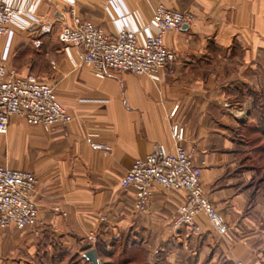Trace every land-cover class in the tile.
<instances>
[{"label": "crops", "instance_id": "obj_1", "mask_svg": "<svg viewBox=\"0 0 264 264\" xmlns=\"http://www.w3.org/2000/svg\"><path fill=\"white\" fill-rule=\"evenodd\" d=\"M5 1L25 9L33 4L35 12L0 39V62L15 76L35 75L51 85L72 117L51 131L15 117L0 134V166L31 172L39 181L33 201L47 226L37 236L78 243L96 234L108 243L127 233L137 247L162 254L165 264H264V209L256 205L246 213V185L254 175L237 164V129L254 116L249 95L264 96V0ZM160 6L194 21L165 37L176 58L156 80L113 70L98 78L80 52L58 40L75 18L111 37L128 31L142 39L154 32L150 21ZM175 126L184 130L181 144L173 137ZM92 143L111 151L104 155ZM179 145L203 167V185L234 230L232 246L224 245L204 214L199 235L174 229L186 192L158 190L140 212L134 189L121 188L136 160L156 147L173 152ZM15 237L24 235L10 229L4 239Z\"/></svg>", "mask_w": 264, "mask_h": 264}, {"label": "built area", "instance_id": "obj_2", "mask_svg": "<svg viewBox=\"0 0 264 264\" xmlns=\"http://www.w3.org/2000/svg\"><path fill=\"white\" fill-rule=\"evenodd\" d=\"M34 12L33 4L25 9L0 0V39L10 34L11 26L18 19L25 15L32 16ZM192 22L190 14L160 6L150 21L154 32L147 33L142 39L128 31L111 37L101 29L75 18V26L63 29L58 40L80 52L84 64L91 67L98 78H104L107 71L113 70L156 80L176 58L174 52L165 46V37ZM50 31L46 29L44 33ZM35 46L40 47L41 42L35 41ZM15 117L31 126L43 127L46 131L66 126L72 121L51 85L40 81L35 75L15 76L0 62L1 135L7 134ZM173 137L181 144L185 139L184 130L175 126ZM91 146L104 155L111 151L104 144L92 143ZM202 176L203 167L197 165L193 153L182 146H177L173 152L156 147L147 157L134 162L120 186L122 189H134L136 209L140 212L147 210L158 190L184 191L187 201L176 211L172 223L174 229L199 234L202 227L198 217L204 214L218 235L231 240L230 230L204 193ZM38 185L37 177L31 172L0 167V232L10 228L22 231L40 223L39 211L33 201Z\"/></svg>", "mask_w": 264, "mask_h": 264}, {"label": "rangeland", "instance_id": "obj_3", "mask_svg": "<svg viewBox=\"0 0 264 264\" xmlns=\"http://www.w3.org/2000/svg\"><path fill=\"white\" fill-rule=\"evenodd\" d=\"M21 68L23 69L24 67L22 66ZM249 96L251 97L252 113L254 116L250 124L245 127H241V139H243L244 142H247V146L241 145L242 151L239 156L240 160H238L237 164L238 167H245V170L250 169L248 170V172L250 171V173L252 172L254 175L253 179L246 185L249 189L246 199L248 201V212L246 213H249V211L253 212V209L256 205L257 210L263 213L264 208L262 207V203H264V136L262 134H264V125L263 123L259 122L261 112L255 105V96L258 98H262L264 96H260L258 92H254L253 94L251 93ZM240 115H243V111L240 112ZM255 127L258 128L259 132ZM237 139L239 140L238 136ZM206 186L203 185L204 193L212 203V193L210 191V187H208V185ZM212 205L215 208L216 212L223 218L226 226L230 230V233L232 235L231 240L224 239L219 235L224 245L230 247L236 241L234 230L229 226L225 217L217 210L213 203ZM46 226L47 224L44 223V221H40L37 226L30 227L26 231H19L15 229L16 235L19 236L23 234L24 238L15 237L12 240L9 239L8 241H6L4 237L10 231V229L13 228L1 231L0 264H84L82 262L84 254L89 251L91 246L98 245L100 241L96 234H89L83 242L78 241V243H74L65 237H58L53 234H46L42 238L41 236H37L39 235L40 231L43 230ZM126 235L127 233L122 234L120 236V239L116 241L118 242L116 245H113V238H109L108 243L102 244L105 247L103 249L104 251L101 248L99 249L97 247V256L99 258V261L101 260L100 264H165L162 254L154 255L148 253V251L140 248L139 246H131L126 248V251L123 250L122 244L128 239ZM114 246L117 247L116 250V247ZM113 251H115L116 254L110 257L109 254H111Z\"/></svg>", "mask_w": 264, "mask_h": 264}, {"label": "trees", "instance_id": "obj_4", "mask_svg": "<svg viewBox=\"0 0 264 264\" xmlns=\"http://www.w3.org/2000/svg\"><path fill=\"white\" fill-rule=\"evenodd\" d=\"M263 100H264V97H256L255 96V105L257 106V108H258V110L261 112V117H259V122L260 123H263V125H264V103H263ZM261 118V119H260ZM262 125V124H261ZM256 128V127H255ZM253 130V129H252ZM256 130L258 131V128H256ZM256 131V132H257ZM241 132H242V128H240V129H238L237 130V136L239 137V140H238V144L241 146H247L246 144H247V142H244L243 141V139H241ZM255 132V131H254ZM259 132V131H258ZM264 133V132H263ZM263 136H264V134H262ZM249 143H251V142H249ZM248 143V144H249ZM253 143H254V141H253ZM118 242H114L113 243V245H116ZM103 243L102 242H100L99 241V244L97 245V247L100 249H104L105 247H104V245H102ZM122 246H123V250H125L126 251V248H128V247H137V245L136 244H134V243H131V241H130V239H127L126 241H124V243L122 244ZM96 247V253H97V250H98V248ZM114 247H116V246H114ZM117 249V247L115 248V250ZM88 250V249H87ZM89 250H91V248L89 249ZM104 251V250H103ZM116 253H115V251H113L111 254H109V256L110 257H112V256H114ZM82 262L84 263V264H91L89 261H87L84 257L82 258Z\"/></svg>", "mask_w": 264, "mask_h": 264}, {"label": "water", "instance_id": "obj_5", "mask_svg": "<svg viewBox=\"0 0 264 264\" xmlns=\"http://www.w3.org/2000/svg\"><path fill=\"white\" fill-rule=\"evenodd\" d=\"M188 26H185L184 28H187ZM84 258L89 261L91 264H100L99 258L97 256V253L94 249H91L87 251L84 254Z\"/></svg>", "mask_w": 264, "mask_h": 264}]
</instances>
